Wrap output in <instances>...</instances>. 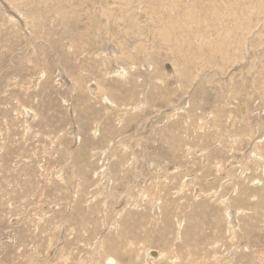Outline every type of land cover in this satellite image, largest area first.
<instances>
[{
	"label": "rangeland",
	"instance_id": "374dc122",
	"mask_svg": "<svg viewBox=\"0 0 264 264\" xmlns=\"http://www.w3.org/2000/svg\"><path fill=\"white\" fill-rule=\"evenodd\" d=\"M110 258L264 264V0H0V264Z\"/></svg>",
	"mask_w": 264,
	"mask_h": 264
},
{
	"label": "bare ground",
	"instance_id": "6f19581e",
	"mask_svg": "<svg viewBox=\"0 0 264 264\" xmlns=\"http://www.w3.org/2000/svg\"><path fill=\"white\" fill-rule=\"evenodd\" d=\"M125 56H126V55H125ZM94 85H95V83H93V86H94ZM93 86H91V87H93ZM95 86H96V85H95ZM95 88H97V86H96ZM147 255H148V258H149L150 260H154V259H156V258L159 257L160 253H159V251H157V250L151 249V250H149V251L147 252ZM108 263H109V264H114V259L110 258V259L108 260Z\"/></svg>",
	"mask_w": 264,
	"mask_h": 264
}]
</instances>
